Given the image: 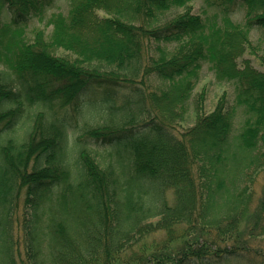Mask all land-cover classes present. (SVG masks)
Instances as JSON below:
<instances>
[{
  "label": "trees",
  "instance_id": "16d2710c",
  "mask_svg": "<svg viewBox=\"0 0 264 264\" xmlns=\"http://www.w3.org/2000/svg\"><path fill=\"white\" fill-rule=\"evenodd\" d=\"M200 1L204 17L168 18L192 0H69L66 15L56 0H0V16L12 11L0 21V264L140 262L149 248L133 247L161 230L152 252L175 243V255L152 264H255L244 236H264V188L250 213L243 182L264 166V58L260 70L242 56L249 31L264 34V0ZM240 11L244 30L230 20ZM32 21L52 29L34 44L19 36ZM204 67L233 102L178 134L170 122L190 118ZM83 108L119 123L72 138Z\"/></svg>",
  "mask_w": 264,
  "mask_h": 264
},
{
  "label": "rangeland",
  "instance_id": "374dc122",
  "mask_svg": "<svg viewBox=\"0 0 264 264\" xmlns=\"http://www.w3.org/2000/svg\"><path fill=\"white\" fill-rule=\"evenodd\" d=\"M69 10V0H56L55 9L52 10L53 13H61L63 15H66ZM190 12L193 14H197L200 16L204 15L202 14L201 10V1L200 0H192L190 5H187L185 7L180 8L179 10H175L172 12L168 18H174L177 16L184 15V13ZM12 14V11L9 9L8 6H4L2 9V13L0 16V21L4 22L10 15ZM96 14L98 17H108V15L103 11H97ZM251 19L247 18V16L244 15V12L240 11L235 13L234 15L230 16V20L234 23L240 26L242 30L245 29V25L248 23V21ZM20 38L23 40H26L27 42H30L31 44H34L36 36L43 34L44 39H46V36L50 34L52 29L50 27H45V23H39L38 21H32L31 23L27 24L26 26L22 27L21 30H19ZM249 39V47L246 49V52L242 56V59H247L250 61V64L252 67L256 69H260V65L258 62V59L264 58V34L262 29H252L249 31L248 34ZM91 40V37L89 38ZM51 54L54 58H63V57H69L72 59V61L75 59L73 55L68 53L65 50H61L59 48H53L51 49ZM241 59H239L240 61ZM262 70V68L260 69ZM159 82L153 81V84L149 86V84L144 88V93L147 94L151 91H156V87H159ZM161 85V84H160ZM227 99L229 103H232L233 101V85L231 83L227 82H221L218 83L214 75L211 71H209L208 67H204L203 71L201 72V78L198 84L196 85L192 97L189 101V110L187 116L190 118L187 120H176L174 122H170L176 131V133H183L187 131V129L193 127L196 115L199 113L200 115H209L211 114L214 109L216 108L217 104L222 99ZM153 103V102H152ZM199 103L198 109L195 107L196 104ZM148 104V103H145ZM169 102L168 100H162L160 102V109H167ZM153 106V104H152ZM149 105H146V108H148ZM154 107V106H153ZM195 109V112H194ZM158 111L153 109V115H157ZM119 117V116H118ZM113 118V117H112ZM109 119V116L106 115L105 111L96 109V108H83L79 117V123L76 128L72 130V138H76L78 135L82 134L83 131L89 126V128H95L98 126L103 125H114L117 121H107ZM182 119V118H181ZM244 120V119H243ZM241 121V122H240ZM85 123V125H84ZM119 123V121H118ZM241 123L243 121L239 119V116L235 117L234 121V127L233 132L235 134H238V129L241 126ZM177 134V135H178ZM88 144H86L87 148L91 151H94L97 155V157L101 160H103L105 163L108 161V157L104 152H102V148L98 144H96L94 141L86 140ZM261 152V149H257L253 152V157H259ZM258 162V161H257ZM256 162V163H257ZM255 163V162H254ZM250 172L245 176L243 185L245 188V193L247 196H249L250 200L252 201V206L250 209V213L254 212V207L257 205L259 198L262 196L263 188H264V166H253L252 169L249 170ZM172 192L169 193L168 200L171 203L172 200ZM158 219L151 220L152 223L155 224ZM166 233L164 231H159L158 233H155L153 236H146L145 238H139V242L135 247H133V251L135 253H141L144 252L142 243L146 244L147 249L146 253L143 255L145 256V259L142 261L134 262L130 261V264H152L155 262L158 258L161 256H167L169 255L168 261L173 260V256L175 255V247L172 244L170 247H168L166 250H157L156 252H152V243H160L166 237ZM246 244L243 245V248L247 251L250 250L249 257L244 258L246 262L252 261L255 262V264H263L264 263V236L259 237H247L244 236ZM228 247H231L230 244H227ZM240 248V247H238ZM154 251V250H153ZM245 251V252H246ZM128 255V259H129ZM175 260V259H174ZM242 260V259H241ZM167 261V260H166ZM228 264V263H227ZM229 264H232V262H229Z\"/></svg>",
  "mask_w": 264,
  "mask_h": 264
}]
</instances>
